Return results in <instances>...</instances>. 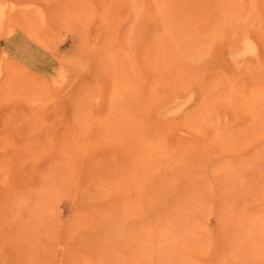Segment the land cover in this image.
I'll use <instances>...</instances> for the list:
<instances>
[{"label":"rangeland","instance_id":"374dc122","mask_svg":"<svg viewBox=\"0 0 264 264\" xmlns=\"http://www.w3.org/2000/svg\"><path fill=\"white\" fill-rule=\"evenodd\" d=\"M0 264H264V0H0Z\"/></svg>","mask_w":264,"mask_h":264}]
</instances>
